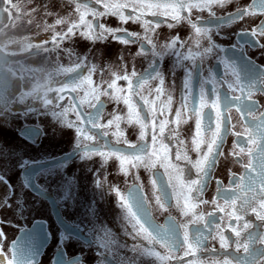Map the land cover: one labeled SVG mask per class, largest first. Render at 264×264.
<instances>
[{"label":"flooded vegetation","instance_id":"flooded-vegetation-1","mask_svg":"<svg viewBox=\"0 0 264 264\" xmlns=\"http://www.w3.org/2000/svg\"><path fill=\"white\" fill-rule=\"evenodd\" d=\"M75 2L88 3L89 7L104 11L105 0H101L100 4H96L94 0H0V9L4 10L0 19V120L2 119L0 233L3 235V239L0 240L2 256L0 264H7V260L13 257L16 264H131L135 256L131 249L133 245L140 248L149 247L148 242L142 237L135 240L131 237L133 229L125 218V209L121 207L120 195L116 191L118 189L121 195L127 197L133 185H139L157 224L164 225L169 216L180 224L188 221V218L176 208L175 195L171 203L165 202L161 197L163 209L157 205L156 197L160 196L162 182L168 185L169 190L172 187L169 173L159 164L152 169H146L144 166L130 167L128 173L124 174L115 156L105 160L100 155L88 154L90 152L88 146L97 141L100 144L108 141L107 148L102 151H108L114 144L121 148H126L127 145L139 146L140 128L138 125L127 123V107L122 102L114 104L108 100L98 121L107 125L108 120L113 119L114 115L122 116L120 131L123 132V137L119 142L114 135L117 131L115 125H109L104 129L108 136L102 137L100 130L92 129L90 124L82 126H85L88 134L96 139L80 141L74 124L76 116L72 108L76 106L73 102H78L85 89H78L77 93H72L70 89L63 93L55 91L70 77V74L61 72L60 69L75 68L79 62L77 58L86 57L97 66V71L92 74L93 86L105 88L106 83L112 79V71L131 74L134 70L138 75L146 74L154 57L148 51L150 46H146V54L141 55L140 43L124 45L115 42L112 35H108L104 41L95 43L76 36L70 42H63L60 51L38 50L35 44H45L49 49L53 47V43L50 42L53 31H66L63 25H57L54 30L49 26L54 24L58 16L66 17L72 13ZM250 3L251 0H233L229 6L216 7L213 11L217 16H223ZM132 12V8L129 7L125 10V15ZM190 16L193 22L198 17L203 20L210 19L207 10L201 12L194 9ZM86 19L92 20L95 24V19L90 14ZM98 19L106 27L123 29L137 33L141 37L146 34L142 23L132 21L121 23L111 15H104ZM143 19L151 21L154 25V30L147 34L153 44L157 45V51L159 46L170 38L181 41V44L177 45L179 48L185 47L186 42L188 47L196 50L194 30L186 20L173 23L171 17H164L165 22L155 26L156 20L161 18L153 17L150 11ZM261 20H264V16L245 17L223 27L219 35H213V40L224 49H230L237 43L238 32H251ZM169 24H172V27H169ZM256 39L264 44V36L258 35ZM201 45L207 46V41L202 40ZM65 50H71L72 54L69 55ZM245 51L256 64L264 66V48L245 46ZM224 57L231 60L234 54L229 51L221 52L218 56L211 55L204 59L202 66L199 62H188L192 70L190 94L182 87L185 68L181 66L174 68L175 58L171 55H165L159 61V70L164 75L165 90L160 99L166 101L169 94L172 96V111L168 114L170 121L175 119L174 113L181 96L186 98L188 105L183 112H188L193 105L199 108L201 81L202 78H209V70L217 81L215 87L218 91L213 92L212 83L204 86L206 93L204 99L208 104L213 103L216 96L223 97L225 93L240 95L235 87L229 89L227 83H219L221 80L232 79L231 71L224 63L218 62ZM83 74L88 73L85 70ZM117 84L119 87L127 88V82L124 80L117 81ZM158 86L156 79H149L140 90L141 95L155 101L157 106L160 104L155 94V88ZM31 91L35 93L30 95ZM59 95H63L64 99L57 100L56 97ZM45 98L53 101V104L46 103ZM251 98L259 104V108L253 111V116L259 117L264 113V93L254 92ZM134 100L138 110L143 107L142 101L135 97ZM61 105L69 109L66 115L62 114ZM79 107L88 112L93 111L86 105ZM223 107L222 102V110ZM203 111L207 112L210 109L205 108ZM141 115L146 113L141 112ZM228 115L232 128L226 137L222 155L217 161L208 188L203 193V199L208 203L200 204L197 212L203 211L206 220L209 214L223 217L217 219L216 224L228 239L229 247L222 249L217 237L209 238L203 251L195 250L194 254L188 257H183L182 251L175 253L185 261L195 260L196 264H222L225 259L236 264L233 257L244 255V251L242 246L236 250L235 236L231 229L236 228L240 231L241 241L245 240L248 232L261 231L258 227L260 222L255 214L249 212L238 223L235 218L229 219L227 213L231 208H227L225 212H218L216 206L212 204L215 199L219 205L224 206L223 194L217 195L218 188L234 190L238 187L241 181L237 180L234 184L232 178L245 176V165L255 163L253 157L249 155V149L254 153L260 143L258 139L255 142L248 139L253 131L252 126L235 106ZM159 119L158 116L157 125ZM184 120L182 114V122L177 126L178 139L184 142L183 145L175 141L169 142L168 129L172 124L165 129L164 143L171 150L170 157L173 158V162L177 147H185L192 161L198 158V154L191 146L195 118L189 115L186 122H183ZM148 131L150 133L151 129ZM237 133L243 142L238 140ZM146 139L151 143L150 134ZM125 140L127 145L123 142ZM155 147L159 148V136ZM240 148H244L245 151L240 153ZM233 153L238 154L239 159ZM181 167L185 168L187 178H196L194 170L189 177V165L186 161L181 162ZM172 175L174 178V173ZM218 181L222 184L218 185ZM244 221L252 227L245 230L242 227ZM203 223L201 222V225ZM212 236H216V233L213 232ZM15 244L16 251L13 248ZM255 247L264 245L257 242ZM156 250L164 253L159 246ZM135 261L136 264H160L155 258L146 256H135ZM169 264H176V260L170 259Z\"/></svg>","mask_w":264,"mask_h":264},{"label":"snow or ice","instance_id":"snow-or-ice-1","mask_svg":"<svg viewBox=\"0 0 264 264\" xmlns=\"http://www.w3.org/2000/svg\"><path fill=\"white\" fill-rule=\"evenodd\" d=\"M96 4H100L101 0H94ZM233 0H120V2H113V0H105L103 3L104 11H98L96 8L88 6V3L75 2V7L72 13L66 17H59L55 19L54 24L49 26L54 30L57 25L66 27V31H53L50 37V42L53 47L49 49L45 44H35L34 46L43 52L60 51L61 44L65 41L70 42L76 36L89 41L98 42L107 39L108 35H112L115 42L129 45L130 43H140L139 54L144 55L146 46H150L148 51L154 57V60L146 74L138 75L134 70L131 74H124L121 72L112 71V79L106 83L105 88L94 87L92 74L97 71V66L87 60L86 57H78V63L75 68H61L60 71L70 74L67 82L62 87L55 91L63 93L66 89H70L72 93H77L78 89H85L78 102L74 101L76 105L72 108L75 113L76 120L75 127L79 133L80 141H93L96 138L88 134V130L82 125H91L92 129L100 130L102 137H107L108 132L104 131L109 125H115L117 131L114 133L117 142L123 137V132L120 131V121L123 119L120 115H114L113 119L108 120L107 125L100 124L98 121L101 118L103 108L106 107L108 100L114 104L123 103L127 107V123L138 125L140 128V144L127 145V141H123L127 145L126 148H121L113 145L108 151H102L107 148L108 141L100 144L97 141L95 144L89 145L90 152L88 154L100 155L105 160L110 156H115L120 162V170L127 174L129 168H137L144 166L146 169H152L159 164L164 168L165 172L169 173L170 182L172 183L171 190L168 185L163 183L160 188V196L156 197L157 205L163 209L164 205L161 203V197L167 203H171L173 195L176 197V208L180 213L188 218L187 223L180 224L173 217L169 216L164 225L157 224L153 217L151 209L145 200L139 185H133L129 190L128 196L120 195L121 207L125 209L126 220L131 224L133 232L131 237L135 240L142 237L148 242L149 247L140 248L133 245L132 250L135 256H146L155 258L160 264H169L170 259H175L176 264H196L195 260L185 261L183 257H188L194 254L195 250L203 251L209 238H219L221 248L227 249L229 247L228 239L223 235L219 225L216 224L217 217L215 214H209L207 220L203 211L197 212L200 204L208 203L203 199V193L207 190L212 173L216 167L217 161L222 155V149L226 141L227 135L232 128L230 122L229 111L233 106L248 119L252 126V133L249 140L255 142L259 140L256 151L253 153L249 149V155L253 157L255 163L250 162L245 165L246 174L243 177H233L232 183L237 180L241 181L234 190L218 188L217 195L223 194L225 200L224 206L219 205L217 200H213L218 212H225L227 208H231L228 212L229 219L235 218L236 222H241L243 217L249 212L255 214L256 219L260 222L259 233L253 231L248 232L245 240L241 241L240 231L232 228L234 233V243L236 250L242 246L244 255L234 256L236 264H264V247H255L256 243L264 245V113L259 117L253 116V111L259 108L257 101L252 100L254 92L264 93V66L256 64L254 60L249 58L245 51V46L252 48H264L256 37L264 36V20H261L251 32L240 31L236 34L237 43L233 44L230 49H224L213 40V35H219L220 30L234 22L243 20L245 17H254L257 15L264 16V0H251V3L245 7H238L233 12L226 13L223 16H217L214 8H224L229 6ZM129 7L133 12L125 15V10ZM197 9L209 12V20L197 18L195 22L192 21L190 13ZM151 12L153 17H159L155 26L164 23V17H171L173 23H179L186 20L194 30L195 34V51L187 46L179 48L177 45L181 44L178 39H169L163 45L159 46L153 44L152 39L147 33L154 30V25L151 21L143 19L147 12ZM4 10L0 9V19H2ZM50 14V13H45ZM95 19V24L92 20L86 19L88 15ZM104 15H111L116 17L121 23L129 21L142 23L145 29V35L141 37L137 33H130L123 29H113L106 27L99 22V17ZM200 25H204L203 27ZM172 27V24L168 25ZM206 40L207 46L201 45V41ZM31 47V46H30ZM71 55V50H65ZM232 52L234 58L229 60L227 57L221 58L226 68L231 71V81H219V83H227V87L232 89L235 87L239 90L240 95L224 94L223 97L216 96L213 103L208 104L204 99L206 93L204 86L212 83L213 92L218 91L215 85L217 81L212 75L211 70L208 79L201 81L200 102L199 108L193 105L188 112H183L188 107L186 98L181 96L178 102V108L174 113L175 119L170 121L168 114L172 111V96L169 94L166 101L161 100V94L164 90V75L159 70V61L165 55H171L175 58L174 68L181 66L185 68V78L182 82V87L185 92L191 93L192 84V70L188 62H199L202 66L206 57L211 55H219L221 52ZM123 68V65L121 66ZM87 75H84V71ZM135 79V83H134ZM149 79H156L159 86L155 88L156 100L160 101L159 106L155 101L149 100L146 96L141 95L140 90ZM124 80L127 82V88L119 87L117 81ZM103 83V82H102ZM51 91V89H48ZM151 91V89L149 90ZM105 97L106 99H101ZM138 98L143 103V107L138 110L137 103L134 100ZM57 100H63L64 96L59 95ZM94 101V102H93ZM46 103L53 104V101L47 100ZM223 102V110L221 103ZM79 105H86L93 111H85ZM63 109L64 115L69 111L68 108ZM205 108L210 111H203ZM211 110H214L211 111ZM141 112L146 115H141ZM182 114L186 118L190 115L195 118L194 134L191 138L192 150L198 154V158L192 161L187 155L185 147H177L173 158L170 157V149L165 140V129L172 124L168 129L169 142L175 141L183 145L184 142L179 140V132L177 126L182 122ZM160 117L157 125V117ZM72 121H70L71 123ZM158 128V133H157ZM149 129H151L149 133ZM150 134L151 143L146 137ZM238 140L243 142L240 134H236ZM159 136V148L155 147ZM203 146V147H202ZM245 151L240 148V153ZM236 154V153H233ZM237 159H239V155ZM186 161L189 165V177L192 170H194L196 178L191 179L185 176V168L181 167V162ZM174 173V178L173 174ZM155 184V181H153ZM222 182L218 181V185ZM239 201V203H237ZM259 208V211H257ZM239 213V215L237 214ZM201 222H204L201 225ZM190 226L191 229H190ZM242 227L247 230L252 225L244 221ZM215 232L216 236H212ZM3 239L0 233V240ZM252 245V247H250ZM159 246L164 250L162 254L157 251ZM183 252V257L175 255V253ZM135 256L131 264H136ZM2 257V256H0ZM7 264H16V260H7ZM222 264H232L230 260H223Z\"/></svg>","mask_w":264,"mask_h":264},{"label":"water","instance_id":"water-1","mask_svg":"<svg viewBox=\"0 0 264 264\" xmlns=\"http://www.w3.org/2000/svg\"><path fill=\"white\" fill-rule=\"evenodd\" d=\"M13 248H14V251H16L17 250V245L15 244V246Z\"/></svg>","mask_w":264,"mask_h":264},{"label":"clouds","instance_id":"clouds-1","mask_svg":"<svg viewBox=\"0 0 264 264\" xmlns=\"http://www.w3.org/2000/svg\"><path fill=\"white\" fill-rule=\"evenodd\" d=\"M33 93H35L34 91H31L29 94L31 95V94H33Z\"/></svg>","mask_w":264,"mask_h":264},{"label":"rangeland","instance_id":"rangeland-1","mask_svg":"<svg viewBox=\"0 0 264 264\" xmlns=\"http://www.w3.org/2000/svg\"><path fill=\"white\" fill-rule=\"evenodd\" d=\"M37 1H44V0H37ZM1 120H2V119H1ZM1 120H0V121H1ZM3 122H4V121H3Z\"/></svg>","mask_w":264,"mask_h":264}]
</instances>
